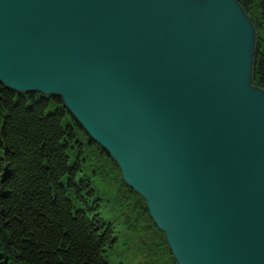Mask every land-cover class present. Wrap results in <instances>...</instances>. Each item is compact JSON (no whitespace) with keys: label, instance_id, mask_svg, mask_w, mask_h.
<instances>
[{"label":"water","instance_id":"1","mask_svg":"<svg viewBox=\"0 0 264 264\" xmlns=\"http://www.w3.org/2000/svg\"><path fill=\"white\" fill-rule=\"evenodd\" d=\"M238 0H0V84L59 97L175 264H264V88Z\"/></svg>","mask_w":264,"mask_h":264},{"label":"trees","instance_id":"2","mask_svg":"<svg viewBox=\"0 0 264 264\" xmlns=\"http://www.w3.org/2000/svg\"><path fill=\"white\" fill-rule=\"evenodd\" d=\"M238 1L255 28L252 84L264 88V0ZM162 234L59 97L0 84V264H112L116 239L159 238L175 264Z\"/></svg>","mask_w":264,"mask_h":264},{"label":"rangeland","instance_id":"3","mask_svg":"<svg viewBox=\"0 0 264 264\" xmlns=\"http://www.w3.org/2000/svg\"><path fill=\"white\" fill-rule=\"evenodd\" d=\"M157 232V231H156ZM155 236V235H154ZM163 236V234H162ZM164 239V238H163ZM161 239H116V246L111 253L110 258L112 259V264H116L117 256L119 255V260L123 264H172L169 257L163 251L157 252V244ZM145 244V246H144ZM149 247L151 255L148 257L141 256L140 251L144 247ZM124 254L129 255L127 259H124ZM141 254V255H140Z\"/></svg>","mask_w":264,"mask_h":264}]
</instances>
